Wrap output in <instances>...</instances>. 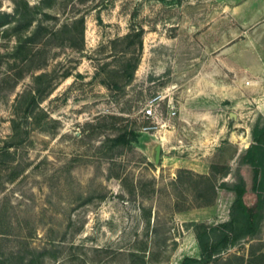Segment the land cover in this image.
<instances>
[{"label": "rangeland", "instance_id": "1", "mask_svg": "<svg viewBox=\"0 0 264 264\" xmlns=\"http://www.w3.org/2000/svg\"><path fill=\"white\" fill-rule=\"evenodd\" d=\"M227 44L241 51L232 69ZM248 50L264 58V0H0V146L16 142L0 163V264L199 257L190 224L227 220L229 198L178 210L197 178L174 164L205 163L217 183L240 174L253 202L226 136L264 123V73L235 68ZM156 95L163 114L146 118ZM210 264H264V215Z\"/></svg>", "mask_w": 264, "mask_h": 264}, {"label": "trees", "instance_id": "2", "mask_svg": "<svg viewBox=\"0 0 264 264\" xmlns=\"http://www.w3.org/2000/svg\"><path fill=\"white\" fill-rule=\"evenodd\" d=\"M38 78L40 76H35V79ZM40 93L41 90L38 87L26 93L24 118H28L26 111L32 109ZM251 137L252 144L239 160V165H249L253 171L250 189L255 197L251 204H247L244 200L247 188L245 179L240 174H237V180L234 183L226 181L217 183L211 177V169L208 174H199L185 168L178 169L176 179L181 174H190L197 178V186L192 190L193 204L178 210L213 205L217 198L218 188L233 191L235 194L229 207L228 220L211 225L196 222L190 224L194 229L199 257L184 256L180 264H210L231 247L256 234L264 215V180L262 178L264 176V123L261 126L255 125L251 129ZM14 143L16 142L13 139L5 140L0 146V163L10 156V149L16 146Z\"/></svg>", "mask_w": 264, "mask_h": 264}, {"label": "crops", "instance_id": "3", "mask_svg": "<svg viewBox=\"0 0 264 264\" xmlns=\"http://www.w3.org/2000/svg\"><path fill=\"white\" fill-rule=\"evenodd\" d=\"M251 55L247 58V61L243 62L245 65L235 67V68H247V69H253L255 72L261 71L264 73V58L259 55L258 51L255 50L254 52L252 50H248ZM220 53H223V59L221 60V65L223 69H232V60H230L231 56L233 53H236L237 55L241 53L240 50H238V47H236L234 44H227L223 47L222 50H220ZM221 66L220 64H218ZM226 80H223V83H225ZM244 85H250V80H246L244 82ZM248 86H242V88H247ZM226 136L227 138V144L232 145L235 148V155L234 159L237 160V165H239V160L241 156L246 152V150L250 147L252 144V137H251V130L250 132L248 131V137L247 135H239L237 131L233 129H229V132H227ZM247 138V140H246ZM161 151H162V145H161ZM176 168H185V169H190L196 173L199 174H208L209 173V165L205 163H200V162H191V161H186V160H181L178 159L177 163L174 164ZM226 182H229L228 180H224ZM232 183V182H229ZM234 183V182H233ZM222 188L217 189V198H216V203L219 200V197L221 196V193H223V189L219 190ZM227 196L229 198V206L233 202L235 198V194L233 191L226 190ZM214 203V204H216ZM213 205H208L209 207L214 206ZM207 206V207H208ZM229 219V215L227 220ZM223 221H226L223 220Z\"/></svg>", "mask_w": 264, "mask_h": 264}, {"label": "built area", "instance_id": "4", "mask_svg": "<svg viewBox=\"0 0 264 264\" xmlns=\"http://www.w3.org/2000/svg\"><path fill=\"white\" fill-rule=\"evenodd\" d=\"M177 113V109L175 104L169 100L168 104H167V109H166V114L168 117H173L175 116ZM162 110L160 108V103H159V96H153L149 99V103L148 105L145 107L144 109V116L146 118H151V117H155L157 118V116H162ZM153 127L148 125L145 127V130H149L152 129Z\"/></svg>", "mask_w": 264, "mask_h": 264}, {"label": "water", "instance_id": "5", "mask_svg": "<svg viewBox=\"0 0 264 264\" xmlns=\"http://www.w3.org/2000/svg\"><path fill=\"white\" fill-rule=\"evenodd\" d=\"M152 148H153V152H152L153 160L156 164H158L161 154V142L158 141L155 142V144L152 145Z\"/></svg>", "mask_w": 264, "mask_h": 264}, {"label": "bare ground", "instance_id": "6", "mask_svg": "<svg viewBox=\"0 0 264 264\" xmlns=\"http://www.w3.org/2000/svg\"><path fill=\"white\" fill-rule=\"evenodd\" d=\"M159 142V141H158Z\"/></svg>", "mask_w": 264, "mask_h": 264}]
</instances>
